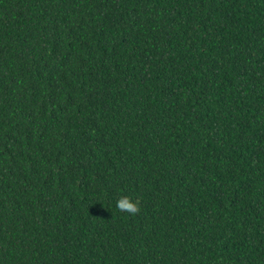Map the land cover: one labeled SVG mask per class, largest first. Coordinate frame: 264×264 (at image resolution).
Here are the masks:
<instances>
[{
    "label": "trees",
    "instance_id": "16d2710c",
    "mask_svg": "<svg viewBox=\"0 0 264 264\" xmlns=\"http://www.w3.org/2000/svg\"><path fill=\"white\" fill-rule=\"evenodd\" d=\"M0 264H264V0H0Z\"/></svg>",
    "mask_w": 264,
    "mask_h": 264
},
{
    "label": "clouds",
    "instance_id": "9594fccd",
    "mask_svg": "<svg viewBox=\"0 0 264 264\" xmlns=\"http://www.w3.org/2000/svg\"><path fill=\"white\" fill-rule=\"evenodd\" d=\"M139 204V201L132 202L131 198L124 196L117 201V208L121 212H128L135 215L140 211Z\"/></svg>",
    "mask_w": 264,
    "mask_h": 264
}]
</instances>
